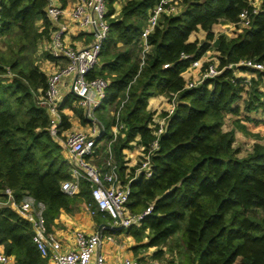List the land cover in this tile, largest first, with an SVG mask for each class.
I'll return each mask as SVG.
<instances>
[{
	"label": "trees",
	"instance_id": "1",
	"mask_svg": "<svg viewBox=\"0 0 264 264\" xmlns=\"http://www.w3.org/2000/svg\"><path fill=\"white\" fill-rule=\"evenodd\" d=\"M116 1L105 0L108 33L101 43L99 63L88 77L108 80L95 111L112 106L124 124L113 144L121 179L126 169L122 149L131 148L132 142L148 149L155 138L151 127L155 111L147 108L148 99L170 93L177 98L151 156V176L130 182V211L140 212L152 204L140 226L126 229L138 243L133 249L162 247L180 232L184 259L178 264H264V145L255 142L239 156L234 131L247 133L245 126L234 119L230 129L223 128L227 114L240 113L236 102L243 94L247 95L245 111L264 109L262 73L257 72L245 89L243 79L233 72L251 69L228 67L244 59L264 62V0L260 11L251 16L250 26L233 37L215 36L212 27L238 21L249 0H183L180 12L163 15L148 35L150 50L141 67L139 36L149 8L158 0H122L114 15ZM60 2L64 6L66 0ZM46 3L0 0V38L7 45L5 51L0 49V73L8 67L14 74L0 77V199L5 198L2 189L9 187L15 201L28 197L42 205V220L49 229L60 210L72 213L76 202L92 199L84 178L79 179L76 196L61 190L60 183L70 178V166L49 135L46 110L37 103L46 88V75L33 57L40 39L49 38ZM37 20H42V29ZM199 29L205 32L206 41H189ZM210 41L222 71L185 88L181 73L209 50ZM76 98L67 96L61 108H71L86 122L82 109L73 105ZM115 122L114 115L110 122L102 119L103 131L97 140ZM60 126L61 130L70 127L65 115H61ZM0 245L20 264H46L32 242L30 223L7 206H0Z\"/></svg>",
	"mask_w": 264,
	"mask_h": 264
},
{
	"label": "built area",
	"instance_id": "2",
	"mask_svg": "<svg viewBox=\"0 0 264 264\" xmlns=\"http://www.w3.org/2000/svg\"><path fill=\"white\" fill-rule=\"evenodd\" d=\"M183 0H158L149 8L144 24L139 36L140 67L145 62V55L150 50L147 42L148 35L158 25L160 18L178 14L182 8ZM261 0H249L248 6L238 15V21L229 22V37L236 36L243 28L251 24V16L258 13L261 9ZM44 12L49 21V38L45 51L51 59H63L64 65H60L55 70L46 75V88L39 94L37 103L46 110L49 118L47 128L49 135L55 140L60 141L63 149L67 152L69 158L70 178L60 183L61 190L69 196L79 194V179L84 178L89 182L91 202H86L85 206L90 215L101 213L102 217L109 215L111 222L102 225V229L112 231L117 229H127L131 226H140L145 215L151 212L152 204L149 203L140 212H131L127 206L130 195V182L139 176L149 178L152 174L150 169L151 156L157 149L159 135L164 131L169 116L173 113L177 102L176 93H170L167 106L160 115L155 112L153 115V134L154 140L145 149L141 145L139 159L132 167H127L124 171V179H121L116 164L112 159L111 149H108V155L105 160V171H102L96 165L89 162L88 159L96 154L97 137L99 131L93 127L90 132L72 131L61 134V114L59 101V86L64 77L72 76L71 88L75 95L79 97V104L86 109V115L90 117L91 112L98 107L104 97V91L108 80L97 76L89 78L88 74L99 63L101 43L108 33V22L106 19L105 0H76L70 9H66L55 0H47ZM68 15L71 20L84 28H90L95 33V41L88 47L76 48L65 40L67 24L63 21L64 15ZM207 51L198 59L192 60L189 66L181 73H191L196 70V76L190 80V76L184 77L185 88H191L199 85L205 79L217 76L222 69L218 68V60L215 55H207ZM183 58L189 55L182 54ZM205 57V58H204ZM212 60V61H210ZM207 63L204 66V63ZM243 66L251 71L234 70L235 77H241L243 87L248 89L251 80L256 79V73H262L264 80V62L254 59L240 60L228 67ZM163 67H167L164 64ZM5 73H0V77L12 78L14 74L8 67ZM116 122L111 132L110 144L116 141V138L124 129V124L119 121V112L113 113ZM1 194L5 197L0 199V206L10 207L16 214L30 223L32 229V242L35 244L40 256L46 260V264H139L133 257H124L119 261H107L100 253L99 249L104 242H112V232L105 234L101 230L88 233L81 229H75L72 232L73 242L66 249L60 238H57L45 227L40 205L34 204L33 200L24 197L20 201H15L13 191L9 187L2 189ZM1 247V245H0ZM0 264H20L12 255H8L0 249Z\"/></svg>",
	"mask_w": 264,
	"mask_h": 264
},
{
	"label": "crops",
	"instance_id": "3",
	"mask_svg": "<svg viewBox=\"0 0 264 264\" xmlns=\"http://www.w3.org/2000/svg\"><path fill=\"white\" fill-rule=\"evenodd\" d=\"M76 0H66V3L64 6H62L60 0H55L56 4L61 5L62 7L66 9H70L72 5L74 4ZM122 6V0H117L114 3L115 7V14L117 15L120 11V8ZM63 21L67 24V32L65 35V40L67 43H70L72 46L76 48H85L90 46L95 41V33L90 28H84L78 25L76 22L70 19V17L66 14L63 17ZM37 25L39 26V29H42V20H37ZM214 27H220V29H213L212 31L214 33L215 30L225 32V34H228L230 31L229 22H219L217 24L213 25ZM219 34V33H218ZM217 34V35H218ZM224 34V33H223ZM189 41H192L191 35L189 36ZM48 39L42 40L38 47L43 46V49L46 48ZM45 53L47 51L44 50ZM209 55V52L207 53ZM205 58V57H204ZM65 60L63 59H57L53 60L51 58L44 57L42 58V61H40L39 67L40 69L47 75L51 71L55 70L60 65H64ZM197 71L194 70L191 74L193 77L196 76ZM184 77L190 76L189 73L182 74ZM72 76H67L62 79L59 86V101H60V114L65 115L67 120L70 123V127L66 130H61V134L65 135L72 131H82V132H90L93 127H96L99 131V136L101 135L103 128L101 121L102 119L105 122H110L113 119V110L109 111L111 118L109 115L105 112L106 110H100L99 115L96 114L95 109L93 112H91L90 117L86 115V109L85 107H82L79 104V97L76 98V100H73V105L78 106L82 109L83 115L86 119V122H83L75 113L74 111L69 108H61V103L66 99L69 95H75L71 92V82H72ZM264 89V81H262V84L260 86V90L263 91ZM264 92V91H263ZM76 96V95H75ZM168 97L166 95H156L153 97H150L148 99V106L147 108L151 111H155L156 113L164 110L167 106ZM242 101V100H239ZM237 105L240 106V113L238 115H230L228 114L227 117L231 116V119H239L240 123L245 126L246 131L250 134L248 139H246L245 135L241 130L235 129V142L237 143V147L241 148V142L245 141L242 147H246L247 151L251 148V145L254 142H260L264 145V109L259 108L257 110H253L250 112H247L243 109L242 106L244 104L237 103ZM109 110V109H107ZM231 124L227 129H230L232 125ZM102 129V130H101ZM225 129V130H227ZM113 130V126L109 128L107 131V135L103 137L101 140H97V150L98 153L100 144L105 140L106 146L104 147V154L105 159L108 155V149H111L112 152V159L113 162H115V156L113 151V143L110 144V138H111V132ZM98 136V137H99ZM97 137V139H98ZM239 141V143L237 142ZM58 145L62 149V153L66 160L69 158L67 152L63 149L61 142L56 141ZM131 148H123L122 154H123V165L127 167H132L136 163V161L139 159V152L141 145L136 144L135 142H132ZM236 147V148H237ZM243 151V150H242ZM247 151L244 152L247 153ZM241 153V150H239V154ZM242 154L239 156H243ZM97 166V165H96ZM100 168L99 166H97ZM101 169V168H100ZM102 171H105L106 169H101ZM86 200L82 199L80 202H78L76 206V210L72 213L65 212L64 210H60L58 216L54 219V222L52 225H50V228L47 229L49 232H52L57 238H60L64 244V248L66 249L71 245L73 242L72 232L75 229H81L85 232L92 233L97 232L101 230L102 234L112 232L113 235V241L112 242H104L102 243L99 251L100 253L105 257L107 261H119L124 257H133V254L131 250L129 249L130 244L133 243L134 238L129 235L126 232V229H117L108 231L105 229H102V225L109 223V221H106V217H97L95 215H90L88 210L86 209ZM0 249L3 250V247L1 246ZM134 258V257H133Z\"/></svg>",
	"mask_w": 264,
	"mask_h": 264
},
{
	"label": "rangeland",
	"instance_id": "4",
	"mask_svg": "<svg viewBox=\"0 0 264 264\" xmlns=\"http://www.w3.org/2000/svg\"><path fill=\"white\" fill-rule=\"evenodd\" d=\"M122 3H123V1H122ZM217 28L220 29V27H214L213 26V29H217ZM218 33H224L225 34V32H221L218 30L214 31L215 36ZM44 39H46V38L42 37L40 39L39 43ZM191 39H192V41L193 40L198 41L199 44L203 43L204 41H206L205 32L202 29H199L198 31H195L191 34ZM39 43H38V45H39ZM209 43H210L211 47L209 48V50L207 52H209V57H210V56L215 55V50H214V45L212 44L213 42L210 41ZM6 47H7L6 40L4 37H1L0 38V49L2 51H5ZM43 53H44L43 46L38 47L37 53H35V56L33 57L34 61L37 63L38 66L40 64V61H42V58H44ZM210 61H212V60H210ZM206 64L207 63L205 62L204 66H206ZM193 79H194V77L190 76V80H193ZM262 81H264V80H262ZM263 91H264V89H263ZM246 99H247V95L243 94L242 99H241L242 101H237L236 103H240V104L242 103L243 104V101H245ZM108 109L109 110H106L105 112L111 118L109 111L113 110V107L110 106ZM99 112L100 111L97 110L96 114L99 115ZM159 113H160V115L164 114L163 110H161ZM227 115L225 117V121L223 124L224 129H227L230 126L231 120H232L231 116L227 117ZM243 134L245 135L246 139H248L247 136H249L250 134L248 132L243 133ZM59 137L61 139H63V135H60ZM237 142L239 143V141H237ZM244 142H246V140L241 142V145H240L241 148L237 147V143H234V147H237L239 150H241V153L239 155H241V154L243 155L244 152L247 151L246 147H242ZM106 143L107 142H105V140H104L100 144L101 146L99 147L98 153L96 152V154L92 158L88 159L90 163L99 166L101 169L105 168V160L106 159H105V154H104L103 150H104V147L106 146ZM257 143H260V142H257ZM76 204H78V202H76L75 205ZM42 208H43L42 205H40L38 207V210L42 209ZM105 220L109 221V222L112 221V219L109 215H107ZM145 241H146V239L144 240V242ZM137 244L138 243L135 240H133V243L130 244L131 246H129V249L131 250L133 257L138 261L139 264H178L180 261H182L184 259V257H183L184 254L182 253L183 252L182 237H181L180 232L173 235L168 240L166 245H163L162 247H159V248L149 247V248H139V249L134 250L133 247ZM158 249H162V251L158 252L157 251Z\"/></svg>",
	"mask_w": 264,
	"mask_h": 264
},
{
	"label": "water",
	"instance_id": "5",
	"mask_svg": "<svg viewBox=\"0 0 264 264\" xmlns=\"http://www.w3.org/2000/svg\"><path fill=\"white\" fill-rule=\"evenodd\" d=\"M71 92H72V93H74V91H73V90H71ZM74 94H75V93H74ZM101 130H102V129H101Z\"/></svg>",
	"mask_w": 264,
	"mask_h": 264
}]
</instances>
